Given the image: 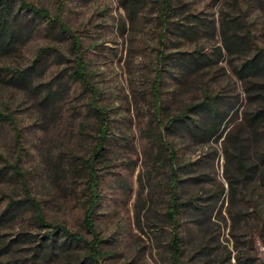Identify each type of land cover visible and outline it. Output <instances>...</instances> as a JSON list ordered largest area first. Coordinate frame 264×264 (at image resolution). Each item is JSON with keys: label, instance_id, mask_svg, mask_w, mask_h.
Wrapping results in <instances>:
<instances>
[{"label": "rangeland", "instance_id": "374dc122", "mask_svg": "<svg viewBox=\"0 0 264 264\" xmlns=\"http://www.w3.org/2000/svg\"><path fill=\"white\" fill-rule=\"evenodd\" d=\"M25 1L63 19L79 38L91 83L100 92L101 105L110 110L106 160L99 166L101 200L95 212L96 228L108 251L104 263L169 264L164 246L170 230L163 219L168 189L162 185L170 171L167 166L153 168L154 155L161 150L168 158L169 152L158 138L165 136L182 165L206 161L195 171L203 174V166H212L218 182L229 186L227 154L233 147L228 136L242 133L238 125L256 106L250 103L246 87L264 84V73L241 79L236 71L244 58L260 56L264 51V0ZM25 13L22 0H14L21 34L10 50L0 54V112L13 118L0 119V169L17 165L20 160L23 179L29 182L12 173L0 177V240L8 243L23 232L38 237L44 234L30 212H6L12 201L24 199L27 183L41 201L49 222L91 238L84 229L86 181L70 178V182L64 180L53 186L44 166L61 156L68 163L72 156H89L98 135L90 119V93L68 83L67 72L73 66L67 53L69 39L50 32L46 21L36 19L27 26ZM223 20L231 26L230 34L246 40V52L230 54L224 49L223 56L217 53L224 45ZM42 49L46 51L40 54ZM200 53L206 56L199 63L203 68L186 74V59ZM26 72L25 83L13 82L19 73ZM60 88L65 91L52 100L53 106L43 107L42 100L49 90L55 93ZM156 89L164 98L165 116L181 114L189 106L196 109L207 95L218 97L223 108H231L219 136L207 144L197 143L181 125L173 133L168 132L163 119L154 116ZM85 124L91 126L81 135L79 128ZM260 128L250 154L254 161L264 151V122ZM189 169H182V176ZM256 179L237 192L249 226L243 232L252 231V236L242 240L243 249L260 262L264 260V243L258 229L260 208L255 200L263 189ZM228 209L226 193L213 216L212 237L232 251V264H237ZM180 221L183 232L192 226L188 215H182ZM157 226L165 231H158ZM32 241L20 245L29 260L40 243Z\"/></svg>", "mask_w": 264, "mask_h": 264}, {"label": "trees", "instance_id": "16d2710c", "mask_svg": "<svg viewBox=\"0 0 264 264\" xmlns=\"http://www.w3.org/2000/svg\"><path fill=\"white\" fill-rule=\"evenodd\" d=\"M22 6L26 12L24 22L27 26H30L36 19L46 21L50 32L61 39H69L70 44L67 53L72 57L70 63L73 66L67 72L68 83L80 85L84 93H90V119L93 121L92 125L98 135L92 142L93 148H91L89 156H72L69 163L66 162L64 156H61L44 166L47 168L46 172L49 174L53 186L64 180L70 182V178L74 180L83 178L86 181L84 185L88 198L85 205L84 229L91 238L82 233L73 232L62 224L49 222L43 212L41 201L37 196L34 197L32 188L27 183L24 185V199L19 202L12 201L7 206L6 212L10 213L19 209L30 212L35 225L44 231V234L38 237L35 234L23 232L18 239L8 243L0 240V264H105L108 251H105L104 241L97 231L95 212L101 200L100 183L102 176L99 174V166L106 160V143L111 126L109 123L111 121L110 110L101 105L100 92L91 83V72L84 56L82 42L64 20L60 17L50 16L46 10H40L25 0H22ZM15 17L14 0H0V54L10 50L20 37V26ZM221 23L224 45L223 48L217 49V53L223 56L224 49L230 54L246 52L248 50L246 40L236 34H230L231 26L225 20ZM45 51L46 49H42L40 54ZM205 57L203 53H200V56L193 54L187 58L183 67L185 73L202 69L203 67L199 63L204 62ZM236 71L241 79L246 78V76L257 77L264 73V51H261L260 56L244 58L243 64ZM19 74L13 78V82L25 83L27 72ZM246 90L250 103L256 106L246 112L244 119L238 125L237 129L242 133L235 136L230 133L228 136L227 141L233 147L231 153L228 152L227 154L226 178L228 187L219 183L216 176H213L214 169L212 166H203V174L195 171L197 165L206 163V161L182 165L178 153L171 146H168L164 139L165 136L158 138L162 148L169 152L168 158L163 155L161 150L153 158L154 169H158V166H167L170 171L167 180L162 185L168 189L167 210L163 214V219L169 225L170 231L165 246H163L169 264H232V251L227 247H222V242L212 237L213 216L218 213L217 208L226 193L229 197L228 211L233 223L232 235L235 239V249L238 251L236 255L237 264H264V260L258 262L243 249L242 240L252 236V231L243 232L245 229L248 230L249 226L244 217L245 210L238 203L237 189H244L249 181L257 176L255 181L262 185L261 188L263 189L255 201L260 208L258 220L261 222V228L258 229H260V238L264 243V151L257 157L256 161L250 158L251 151L260 136V127L264 122V100L260 99L264 98V84L253 87L248 85ZM64 91V88H60L54 93L50 89L42 100L43 107L53 106L51 105L52 100ZM155 97L154 116L156 119H163L165 129L173 133L181 125L180 128L186 130L197 143L208 144L214 137L219 136L231 109L223 108L218 102V97L214 98L207 95L203 103L196 109H189L191 107L189 106L181 114L165 116L164 98L157 89ZM0 119L12 120L13 118L0 112ZM16 126L17 124H15V130ZM87 126H91V124L80 126L81 135H84ZM150 126L149 123L147 128L149 133ZM19 162L20 160H18L17 165L7 168L5 166L4 169H0V177L12 173L13 176L25 180ZM182 169H189L188 173H184L185 175L182 176ZM189 173L196 175L186 178L185 176ZM25 181L29 182V180ZM182 215H188L192 220V226L184 232L181 230L180 218ZM223 220L226 221V218ZM241 223H244L245 226H241ZM157 230L165 231L163 227L159 226H157ZM32 240H40V243L36 247L33 258L29 260L24 257L20 245L27 242L33 243Z\"/></svg>", "mask_w": 264, "mask_h": 264}]
</instances>
